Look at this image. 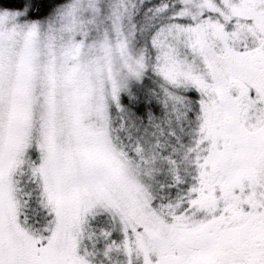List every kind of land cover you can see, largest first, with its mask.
Returning a JSON list of instances; mask_svg holds the SVG:
<instances>
[{
  "label": "snow or ice",
  "instance_id": "snow-or-ice-1",
  "mask_svg": "<svg viewBox=\"0 0 264 264\" xmlns=\"http://www.w3.org/2000/svg\"><path fill=\"white\" fill-rule=\"evenodd\" d=\"M0 264H264V0H0Z\"/></svg>",
  "mask_w": 264,
  "mask_h": 264
}]
</instances>
